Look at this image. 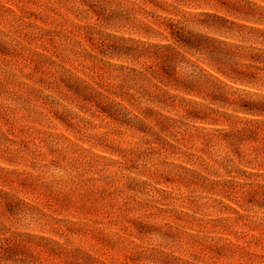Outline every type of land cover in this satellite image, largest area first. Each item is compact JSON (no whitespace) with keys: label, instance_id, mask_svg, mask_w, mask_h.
<instances>
[{"label":"rangeland","instance_id":"374dc122","mask_svg":"<svg viewBox=\"0 0 264 264\" xmlns=\"http://www.w3.org/2000/svg\"><path fill=\"white\" fill-rule=\"evenodd\" d=\"M0 264H264V0H0Z\"/></svg>","mask_w":264,"mask_h":264}]
</instances>
